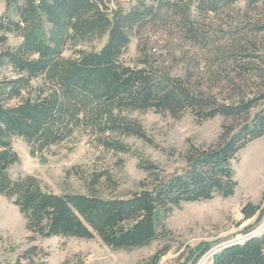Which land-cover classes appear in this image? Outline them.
<instances>
[{"label": "trees", "instance_id": "obj_1", "mask_svg": "<svg viewBox=\"0 0 264 264\" xmlns=\"http://www.w3.org/2000/svg\"><path fill=\"white\" fill-rule=\"evenodd\" d=\"M3 2L0 46L9 34L22 41L0 52V196L13 201L29 233L44 238L98 237L112 250L131 251L166 235L164 222L181 204L234 194L237 182L231 161L264 135V55L250 51L248 46L255 43L246 45L244 40L213 48L203 79H193L189 73L172 75L142 44L135 66L121 61L133 38L164 20L175 22L195 44L209 42L192 17L191 0H129L127 8L119 0ZM238 3L247 11L264 7V0H197L195 10L199 15L216 14ZM252 25L256 33L264 34V22ZM103 39L100 50L79 48ZM67 47L73 55L64 56ZM6 69L12 77L3 76ZM221 69L234 73L242 86H236L229 73L220 77ZM206 79L209 84L204 87ZM34 81L39 84L33 88ZM217 82L233 86L227 97L222 90L213 91L212 83ZM148 111L176 121L189 112L197 124L220 117L221 134L209 147L188 145L182 174L162 179L154 164L141 160L139 167L147 174L141 191L124 198L57 195L45 191L34 177L9 176L10 167L19 161L11 147L14 137L22 138L35 157L84 129L95 134L103 147L128 153L126 145L108 137L144 138L141 125L128 116ZM241 214L245 221L255 218L241 232L247 236L261 224L264 208L248 203ZM209 249H201L190 264H197ZM166 251L159 250L139 264H159ZM209 264H264V230L220 249Z\"/></svg>", "mask_w": 264, "mask_h": 264}, {"label": "rangeland", "instance_id": "obj_2", "mask_svg": "<svg viewBox=\"0 0 264 264\" xmlns=\"http://www.w3.org/2000/svg\"><path fill=\"white\" fill-rule=\"evenodd\" d=\"M191 1L194 3L192 17L198 23L201 35L209 42L195 44L184 37L175 22L164 20L144 29L139 38H133L121 61L127 66H135L139 55L137 47L142 44L147 54L154 55L161 67L172 75L189 73L193 79H203L215 47L225 46L228 42L243 44L245 40L246 45L255 43L248 46L250 51L264 55V34L256 33L252 27L253 22H264V7L247 11L243 3H238L227 12L199 15L195 10L197 0ZM119 2L124 8L129 6V0ZM4 12L5 5L0 0V16ZM21 41L9 34L6 44L0 46V52L16 48ZM105 41L79 48L100 50ZM73 51L65 48L64 56L73 55ZM220 72V77L229 73L230 78H236L229 71L221 69ZM2 73L6 77L13 76L9 69ZM234 82L236 86H242L239 79ZM202 83L206 87L209 79ZM38 84V81L32 82L33 88ZM212 87L214 92L222 90L227 97L233 86L217 82L212 83ZM16 103L15 100L10 105ZM258 110L259 107L253 109L250 118ZM128 117L141 125L144 138L108 137L121 141L127 146L128 153L103 147L95 134L84 129L75 131L68 140L35 157L30 155V147L22 138L14 137L11 147L19 161L10 167L9 176L14 180L34 177L45 191L57 195L94 193L105 198H124L141 191L140 184L147 177L139 167L141 160L154 164L162 179L182 174L186 169L184 155L188 145H213L221 134L223 123L216 117L197 124L189 112L178 121L153 111L134 112ZM231 169L237 182L231 197L217 196L208 201L181 204L164 222L166 235L148 247L131 251L112 250L98 237L91 240L44 238L29 233L13 201L0 196V264H139L159 250H167L159 264H190V260L207 246L209 251L197 264H209L212 255L222 247L242 240L245 237L242 230L255 221V218L243 220L241 209L248 203L264 208V135L237 153L236 159L231 161ZM263 223L264 218L256 230Z\"/></svg>", "mask_w": 264, "mask_h": 264}, {"label": "water", "instance_id": "obj_3", "mask_svg": "<svg viewBox=\"0 0 264 264\" xmlns=\"http://www.w3.org/2000/svg\"><path fill=\"white\" fill-rule=\"evenodd\" d=\"M263 230H264V223H263V224H262L257 230H255V231H253L252 233H250V234H248L247 236H245L242 240H235V241H233V242H231V243L225 245L224 247H227V246L232 245V244L239 243V242H241V241H245V240H247V239H249V238H252V237H256V236L259 235ZM224 247H222V248H224ZM222 248H221V249H222Z\"/></svg>", "mask_w": 264, "mask_h": 264}]
</instances>
